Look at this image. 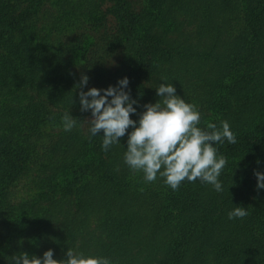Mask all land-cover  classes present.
I'll use <instances>...</instances> for the list:
<instances>
[{
    "label": "trees",
    "instance_id": "1",
    "mask_svg": "<svg viewBox=\"0 0 264 264\" xmlns=\"http://www.w3.org/2000/svg\"><path fill=\"white\" fill-rule=\"evenodd\" d=\"M108 15L115 29L102 34ZM81 74L85 91L129 77L139 111L164 77L199 106L201 127L228 120L224 190L146 181L124 163L127 134L103 150L81 111ZM67 111L80 119L70 131ZM254 170L264 171V0H0V264L49 248L63 259L69 247L113 264H264ZM234 204L248 214L229 219Z\"/></svg>",
    "mask_w": 264,
    "mask_h": 264
},
{
    "label": "clouds",
    "instance_id": "2",
    "mask_svg": "<svg viewBox=\"0 0 264 264\" xmlns=\"http://www.w3.org/2000/svg\"><path fill=\"white\" fill-rule=\"evenodd\" d=\"M89 76L81 74L76 84L79 91L81 111H91L88 131L92 136L103 130L101 147L107 151L110 146L121 143V137L127 134L124 163L133 171L143 173L146 181H153L157 176L163 182L176 189L184 180L207 183L217 192L224 190L221 173L227 163V157L219 152V145L225 139L236 142V136L228 120L209 121L201 127L199 106L186 100L177 93L172 82L162 77L156 86L159 97L156 102L142 105L132 97L129 77L119 78L115 85L106 88L88 84ZM75 103V100H74ZM138 114L133 118L131 114ZM62 126L70 131L77 125L78 118L70 111L62 117ZM131 126V130H129ZM258 189H264V171L254 170ZM228 212V218L244 217L248 208L234 204ZM10 264H113L108 256L86 253L83 250L68 248L66 258H54V250L49 248L43 255L30 254L26 251L10 256Z\"/></svg>",
    "mask_w": 264,
    "mask_h": 264
},
{
    "label": "rangeland",
    "instance_id": "3",
    "mask_svg": "<svg viewBox=\"0 0 264 264\" xmlns=\"http://www.w3.org/2000/svg\"><path fill=\"white\" fill-rule=\"evenodd\" d=\"M109 6H110V4H109V2H106V3H104L103 4V11L104 10H106V9H108L109 8ZM102 25H101V28H100V32L102 33V34H106V33H112V32H114V29H115V25H116V21H115V19L111 16V15H108L107 16V19L106 20H104L103 21V23H101ZM193 26V27H192ZM191 28H194L195 29V26L194 25H191V27H189V29H191ZM91 118V116H89V117H87L86 118V120L87 119H90ZM245 155H247V153H245ZM238 164V163H237ZM236 165V164H235ZM238 167H236L237 168V172H236V177H238V176H240V175H242L243 174V168L242 167H240L241 166V163H239L238 165H237ZM245 167V166H244ZM252 167V166H251ZM249 179H250V189L252 190L251 191V196H256V195H258V194H260L262 191H263V189H258L257 187H256V185H257V177L256 176H250L249 177ZM235 186V187H234ZM234 188H236V185H235V183L233 182L232 183V185H230V187L228 188V189H225V191L224 192H226L227 194H231V193H229L231 190H234ZM229 190V191H228ZM255 198L256 197H252L251 198V203H250V205H252V202L255 200ZM259 207H261L262 208V206L263 205H258ZM91 225H94V222H91ZM220 239H221V241L222 240H226V237H224V235L223 236H221L220 237Z\"/></svg>",
    "mask_w": 264,
    "mask_h": 264
}]
</instances>
